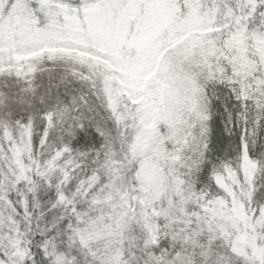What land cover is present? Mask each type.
<instances>
[{"label":"snow or ice","instance_id":"6c2138e0","mask_svg":"<svg viewBox=\"0 0 264 264\" xmlns=\"http://www.w3.org/2000/svg\"><path fill=\"white\" fill-rule=\"evenodd\" d=\"M0 264H264V0H0Z\"/></svg>","mask_w":264,"mask_h":264}]
</instances>
